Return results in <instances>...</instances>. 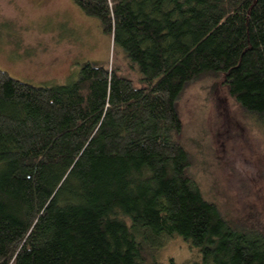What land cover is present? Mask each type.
<instances>
[{
  "label": "trees",
  "instance_id": "trees-1",
  "mask_svg": "<svg viewBox=\"0 0 264 264\" xmlns=\"http://www.w3.org/2000/svg\"><path fill=\"white\" fill-rule=\"evenodd\" d=\"M74 2L133 78L85 64L35 87L0 70V264H162L177 237L191 264H264V229L230 227L187 174L175 110L218 79L264 123V0ZM234 170L231 187H248Z\"/></svg>",
  "mask_w": 264,
  "mask_h": 264
},
{
  "label": "rangeland",
  "instance_id": "rangeland-1",
  "mask_svg": "<svg viewBox=\"0 0 264 264\" xmlns=\"http://www.w3.org/2000/svg\"><path fill=\"white\" fill-rule=\"evenodd\" d=\"M126 61L98 20L84 15L74 0H0V70L15 80L35 87L65 85L85 64L119 68L133 78ZM175 110L182 126L177 140L190 160L187 174L203 199L235 230L264 229V123L251 124L218 79L185 89ZM218 128L221 139L215 136ZM233 163L248 182L242 190L231 187ZM177 238L162 250V264L200 261Z\"/></svg>",
  "mask_w": 264,
  "mask_h": 264
}]
</instances>
